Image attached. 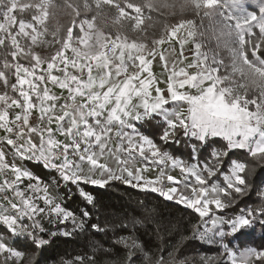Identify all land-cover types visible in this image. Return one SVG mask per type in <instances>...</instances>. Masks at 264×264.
Returning a JSON list of instances; mask_svg holds the SVG:
<instances>
[{"label":"snow or ice","instance_id":"snow-or-ice-1","mask_svg":"<svg viewBox=\"0 0 264 264\" xmlns=\"http://www.w3.org/2000/svg\"><path fill=\"white\" fill-rule=\"evenodd\" d=\"M0 85V264H42L58 235L107 234L63 202L95 207L87 187L116 183L198 217L155 259L134 235L117 237L122 264L137 252L144 264H264V248L224 242L264 226V179L251 182L264 172V0H0ZM152 125L156 138L142 131ZM253 193L258 204L227 215ZM129 224L144 221L119 227ZM190 240L220 252L177 260ZM100 251L111 249L60 264H97Z\"/></svg>","mask_w":264,"mask_h":264},{"label":"trees","instance_id":"trees-1","mask_svg":"<svg viewBox=\"0 0 264 264\" xmlns=\"http://www.w3.org/2000/svg\"><path fill=\"white\" fill-rule=\"evenodd\" d=\"M169 22L174 21L170 20ZM197 23L199 24V20H197ZM204 23L207 24V21ZM154 31L159 32L158 29H154ZM142 131L156 138L159 130L152 125L145 126ZM157 142L159 143L158 140ZM216 145L219 144L213 146L216 147ZM166 147L176 156L188 157L185 153L189 150L184 146L170 145ZM203 155L206 156L207 151H204ZM33 170L41 177L47 176L42 168L33 166ZM260 179H264V172H261L258 168L257 174L251 178V182L255 185ZM86 190L95 197V207L87 205L79 196H73L72 199L65 200L64 205L73 211L78 219L81 209L87 208L92 213L90 223L99 222L102 225H107L109 231L107 234L101 235L85 228L83 231L73 232L69 237L58 235L52 238L51 244L43 252L42 264H60L62 258L72 259L75 256L93 255V248L100 246L111 249V252L100 251L95 253L97 264H102L104 260L122 264L127 250L121 245L114 244V240L119 236L127 235L137 237L144 246L145 252L151 254L152 258L155 259L160 254L162 247L165 253L172 251V246L177 244L182 235L190 234V224L198 220V217L183 205H178L174 201H165L157 195H146L119 183L106 188L88 186ZM59 194L64 195V190L61 189ZM258 203L259 200L253 193L251 198H246L237 206L228 209L227 215L237 213L239 208L244 207L246 204L256 205ZM133 217L142 219L144 226L136 225L134 229L131 224L127 229L119 227L122 222H130ZM157 224L161 225L159 231L156 230ZM47 227L57 230V228H63L64 226L57 225L53 228L51 225H47ZM67 228L68 230L72 229L70 222L67 224ZM3 231L4 229L0 228V232ZM224 242L236 251L245 247L264 248V226L255 223L252 227L241 230L240 233L234 236L226 237ZM15 246L23 248L20 241H16ZM219 252L220 248L218 246H209L198 240H190L177 252L176 259L179 260L185 256L195 257L198 253L216 254ZM136 264H144L140 252H137Z\"/></svg>","mask_w":264,"mask_h":264},{"label":"rangeland","instance_id":"rangeland-1","mask_svg":"<svg viewBox=\"0 0 264 264\" xmlns=\"http://www.w3.org/2000/svg\"><path fill=\"white\" fill-rule=\"evenodd\" d=\"M151 30V31H150ZM149 31L150 32H155L154 31V29H149ZM155 34L157 35V36H159V32H155ZM165 47H166V45H165ZM189 47H191V46H189ZM38 51H40L39 49H38ZM177 51H179V47H178V45H177ZM45 54H47V52H45ZM189 56L191 57V54L189 53ZM154 70L156 71V72H159L161 69H160V67L159 66H156V67H154ZM3 91V87H2V85H0V92H2ZM217 144H219V145H216V147H223V144H222V142H218ZM186 155H188V152H186L185 153ZM183 157V156H182ZM186 157V156H185ZM184 158V157H183ZM188 157H186L185 159H187ZM31 168H32V170H33V166L31 165L30 166ZM34 171V170H33ZM35 172V171H34ZM50 192H52V194L54 195V196H57V197H59V196H61L60 194H59V192H56V191H53L52 189H50ZM209 227L211 226L210 224L208 225ZM242 250V249H241ZM238 252V251H237Z\"/></svg>","mask_w":264,"mask_h":264}]
</instances>
